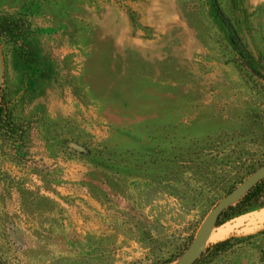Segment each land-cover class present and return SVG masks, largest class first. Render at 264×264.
<instances>
[{
    "label": "rangeland",
    "instance_id": "obj_1",
    "mask_svg": "<svg viewBox=\"0 0 264 264\" xmlns=\"http://www.w3.org/2000/svg\"><path fill=\"white\" fill-rule=\"evenodd\" d=\"M216 2L0 0V264H178L264 168V0ZM262 180L194 264H264Z\"/></svg>",
    "mask_w": 264,
    "mask_h": 264
},
{
    "label": "water",
    "instance_id": "obj_2",
    "mask_svg": "<svg viewBox=\"0 0 264 264\" xmlns=\"http://www.w3.org/2000/svg\"><path fill=\"white\" fill-rule=\"evenodd\" d=\"M212 3L218 12V15L221 19L224 20V16L221 14L220 9L217 5L216 0H212ZM230 31L232 35L238 40L236 32L231 27ZM2 78V59L0 51V81ZM264 179V168H261L259 171L250 175L245 181H243L238 187L230 192V194L220 201L207 215L204 221L201 223L195 238L191 244L186 249L182 259L178 264H194L198 259L201 250L202 243H200L201 237L204 231L212 226V224L220 217V215L230 206L235 204L238 200L243 198L259 181Z\"/></svg>",
    "mask_w": 264,
    "mask_h": 264
},
{
    "label": "bare ground",
    "instance_id": "obj_3",
    "mask_svg": "<svg viewBox=\"0 0 264 264\" xmlns=\"http://www.w3.org/2000/svg\"><path fill=\"white\" fill-rule=\"evenodd\" d=\"M257 218L260 221H264V209H262L258 214H257ZM219 229V228H218ZM229 231V230H228ZM226 234V231H214L213 229H211V227H208L200 240V243H203L202 241L205 242H212V241H217L218 239L222 238L224 235ZM224 238V237H223Z\"/></svg>",
    "mask_w": 264,
    "mask_h": 264
},
{
    "label": "trees",
    "instance_id": "obj_4",
    "mask_svg": "<svg viewBox=\"0 0 264 264\" xmlns=\"http://www.w3.org/2000/svg\"><path fill=\"white\" fill-rule=\"evenodd\" d=\"M1 109H0V116H1ZM262 183H264V179L262 180ZM258 188V185L253 187L237 204L239 206L238 208H242L243 211L247 210V208L251 207L255 201H256V189ZM225 243H221L219 245H224Z\"/></svg>",
    "mask_w": 264,
    "mask_h": 264
}]
</instances>
